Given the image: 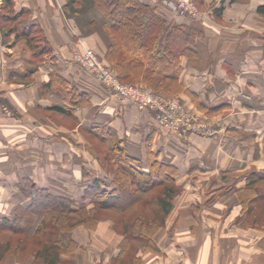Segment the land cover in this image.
Wrapping results in <instances>:
<instances>
[{"label": "crops", "instance_id": "crops-1", "mask_svg": "<svg viewBox=\"0 0 264 264\" xmlns=\"http://www.w3.org/2000/svg\"><path fill=\"white\" fill-rule=\"evenodd\" d=\"M69 1L13 0V13L25 11L17 21L35 25L43 38L45 51L35 54L11 23L1 21L0 0V217L11 218L16 206L28 203L20 184L28 178L89 208L84 189L98 176L93 173H113L98 153L117 144L144 163L149 147L177 171L180 191L149 239L152 246L146 238L133 240L140 243L135 255L141 264H264V15L258 11L264 0H196L197 19L163 0H137L169 24L200 34L192 55L180 57L183 90L174 97L211 118L213 132L182 138L72 60L74 52L90 48L108 63V41L100 10L85 1L67 7ZM95 126L106 127L110 137L98 136ZM251 173H263L256 198L239 202ZM122 231L118 220L98 218L94 228L62 234L76 247L60 264H118ZM0 264L35 263L30 255L8 252Z\"/></svg>", "mask_w": 264, "mask_h": 264}, {"label": "trees", "instance_id": "trees-1", "mask_svg": "<svg viewBox=\"0 0 264 264\" xmlns=\"http://www.w3.org/2000/svg\"><path fill=\"white\" fill-rule=\"evenodd\" d=\"M84 1L91 2L105 18L102 24L108 41L105 58L122 82L144 85L172 98L183 90L178 79L180 57L192 55L194 40L200 35L198 32L186 31L183 25L169 24L155 14L152 7L137 0H70L67 7ZM12 4L13 0H2L1 21L11 23L13 29L28 40L35 54L43 53L45 48L39 29L35 25L21 26L17 20L25 11L13 13ZM221 10L219 7L213 14L218 16ZM258 11L264 15L263 6ZM135 52L138 55L134 56ZM93 131L99 132L103 139L110 137L106 127L95 126ZM145 153L143 163L127 155L117 144L106 154L99 152L103 159L101 164H109L113 173L110 177L94 175L86 184L84 199L88 200L89 208L80 206L69 196L37 188L29 178L22 180L21 194L28 203L16 206L11 218L0 217V233L4 235L0 256L8 252L20 255L26 252L25 256L30 255L35 264H60L62 255L73 252L76 247L73 241L64 243L62 234H69L81 225L94 228L98 218H105L98 216L101 211L123 213L125 210L120 206L127 205L150 210L127 217L122 227V258L131 252L132 264H141L135 255L133 240L146 238L152 246L149 239L151 241L170 216L173 200L180 191L174 182L178 174L174 167L157 161L149 147ZM251 174L244 189L237 193L239 202L256 198L254 185L263 173ZM75 214L79 215L78 220H75ZM129 225L133 227L131 232L127 230ZM38 237L45 241L33 248L29 246Z\"/></svg>", "mask_w": 264, "mask_h": 264}, {"label": "built area", "instance_id": "built-area-1", "mask_svg": "<svg viewBox=\"0 0 264 264\" xmlns=\"http://www.w3.org/2000/svg\"><path fill=\"white\" fill-rule=\"evenodd\" d=\"M168 8L197 19L202 12L194 0H163ZM72 60L108 88L122 101H129L150 111L156 122L167 131L182 138L187 133L212 135L213 122L203 121L194 111L185 108L174 98H167L142 86L123 83L111 67L90 48L74 52Z\"/></svg>", "mask_w": 264, "mask_h": 264}, {"label": "rangeland", "instance_id": "rangeland-1", "mask_svg": "<svg viewBox=\"0 0 264 264\" xmlns=\"http://www.w3.org/2000/svg\"><path fill=\"white\" fill-rule=\"evenodd\" d=\"M108 64V63H107ZM109 65V64H108ZM115 72V71H114ZM124 83V82H123ZM125 84H128V83H125ZM132 85V84H131ZM137 86H142V87H144V88H147L146 86H144V85H137ZM147 89H149V88H147ZM151 91H153V92H155V93H157V94H162V93H160V92H156V91H154V90H152V89H150ZM162 95H164V94H162ZM164 96H166V95H164ZM167 98H172V97H168V96H166ZM173 99V98H172ZM178 103H180L181 105H183L185 108H187V109H189V110H191V111H194L196 114H198L200 117H201V119L203 120V121H205V120H209V121H211V122H213V120L211 119V118H209V117H206V116H204V115H202V114H199L198 112H196L195 111V109L193 108V107H189V106H187V105H185L184 103H182V102H180V101H178L176 98H174ZM215 121H217V120H215ZM216 123V122H215ZM187 134H189V133H187ZM203 135V134H202ZM209 136V135H208ZM184 137V136H183ZM93 174H98L99 175V173H93ZM103 174V173H102ZM101 175V174H100ZM121 208H124V212L123 213H117V214H115V213H108V212H103V211H101V213H99V215L98 216H103V217H108V218H114L115 220L116 219H118V222H119V225L120 226H124V224H125V219L128 217V218H130V216L131 217H133V216H135L138 212H140V211H146V213H148L150 210L148 209V208H146L145 209V207H144V210H140L141 208L140 207H138V206H134V207H127V205H122V206H120ZM137 208V209H136ZM108 213V214H107ZM125 213V214H124ZM128 220H130V219H128ZM45 240L42 238V237H38V238H36L35 239V242H33V243H29V246H31L32 248L35 246V245H37V244H39V243H41V242H44ZM27 245V244H26ZM134 245V249L135 250H137L138 251V249H139V246H140V243H138L137 245H135V244H133ZM25 254H26V252H24V256H25ZM91 254H87L86 256H87V258H90L91 256H90ZM131 252H128V255L125 257V258H122V260L118 263V264H132L133 263V261H132V258H131Z\"/></svg>", "mask_w": 264, "mask_h": 264}]
</instances>
